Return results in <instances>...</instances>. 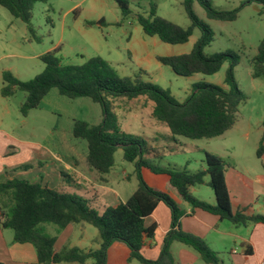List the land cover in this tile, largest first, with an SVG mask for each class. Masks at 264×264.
Returning <instances> with one entry per match:
<instances>
[{
	"label": "trees",
	"instance_id": "trees-1",
	"mask_svg": "<svg viewBox=\"0 0 264 264\" xmlns=\"http://www.w3.org/2000/svg\"><path fill=\"white\" fill-rule=\"evenodd\" d=\"M50 1L0 0V6L12 17L23 22L31 38L39 41L31 24L32 11L37 3L49 6ZM113 1L121 13V22L118 25L127 21L133 4L144 10L142 14H135L134 17L143 34L157 37L171 46L187 43L193 30L199 29L200 37L189 53L157 56V61L182 77L216 74L229 61L224 78L228 89L212 84H195L191 94L180 103L168 90L143 80L142 71L133 77H121L100 57H92L80 65H65L58 57L57 48L39 56L44 68L29 81H20L11 72L4 71L1 96L8 98L18 91L23 92L25 100L20 106L22 117L36 109L53 89L65 98H85L99 105L103 115L100 124L90 125L85 121H75L72 128L73 138L87 144L85 164L98 175L104 176L114 165L115 151L121 148L123 159L134 164L137 186L126 201L115 207H106L99 214L91 208L88 200L78 195L13 178L0 182V225L13 232V243L30 244L34 248L38 264H86L88 261L92 264H107L108 249L115 242L125 245L129 249V260H136L139 264H175L170 250L173 243L190 247L205 264H222L219 253L212 251L202 239L180 230L179 220L186 214L185 211L167 194L150 188L140 172L145 168L155 174L167 175L171 187L193 212H207L235 226L249 222L264 224V216L232 212L225 182L226 170L231 166L221 157L207 152L204 153L205 168L195 173L186 168L179 170L155 164L154 150L148 148L144 140L120 131L117 118L113 114V101L119 97L127 100L142 97V106L151 105V118L158 125L167 128L174 140L178 137L200 140L223 136L236 124L239 107L244 101L233 75L239 58L231 52L209 55L204 53L205 47L213 41V32L196 17L192 5L196 1L205 10L207 18L222 22L234 21L237 10H217L209 0H182L181 4L190 20V26L183 28L158 16L157 6L151 0L146 7L142 4L144 0ZM245 3L260 7L264 14V0H245ZM101 23L102 21L86 24L93 26ZM249 64L253 78H264V36ZM263 153L264 145L261 141L256 152L260 160ZM201 185H206L213 191L216 200L214 205L200 201L190 194V188ZM159 204H163L170 211L171 229L162 239L159 257L150 260L143 256L142 250L146 240L154 237L156 226H146L145 221ZM80 223H87L97 229L100 240L98 249L83 251L72 248L54 252L56 236L47 231V226H56L58 233L68 225ZM250 253L247 250V254Z\"/></svg>",
	"mask_w": 264,
	"mask_h": 264
},
{
	"label": "rangeland",
	"instance_id": "rangeland-1",
	"mask_svg": "<svg viewBox=\"0 0 264 264\" xmlns=\"http://www.w3.org/2000/svg\"><path fill=\"white\" fill-rule=\"evenodd\" d=\"M150 0H144V6ZM157 6V15L163 17L183 28L190 26L182 0H151ZM212 6L220 11L237 10V18L234 21L222 22L207 18L205 10L196 2H193L192 9L196 17L207 24L213 32V41L204 49L205 54L216 52H231L238 56V64L233 69V75L237 87L244 96V101L239 107L237 122L234 127L223 136L213 139L189 140L182 137L175 138L170 135L167 128L158 125L151 118V105L142 106L143 98L134 100L116 98L113 101V114L116 116L120 131L140 138L146 142L148 148L153 149L155 157L154 163L166 167L182 169L185 161L191 169L198 167L197 171L205 168L204 153H210L221 157L231 167L245 173H254L264 167V162L257 157L256 152L262 141L264 145V78H253L252 68L249 61L256 55L257 48L264 36V14L261 8L245 3V0H209ZM50 6V9H48ZM49 6L37 3L32 11L31 24L36 31L39 41L31 38L26 25L18 19L12 17L9 12L0 6V167L2 175H9L4 168L19 162L17 154L3 153V141H12L14 145H19L18 140H33L43 144L52 143L51 133L59 130L61 124H65L71 116H76L80 120H99L102 113L99 105L92 103L88 99L71 100L59 96L56 90L51 92L56 100H45L44 108L31 110L27 118L22 117L20 106L25 100L23 92H16L13 96L3 98L1 96L2 73L11 72L20 81H29L38 75L44 68L39 60L41 54L52 49L61 37L60 21L63 12L60 8H66L65 0H51ZM118 9V8H117ZM132 13L123 26V30L133 32L134 27H140L135 21V14H142L144 10L137 9L131 5ZM119 11V10H118ZM72 22V14L66 17V23ZM140 29V28H137ZM116 28H105L104 35L109 34L108 43L120 46V56L118 64L113 65L121 77H133L139 73L134 60L128 56L125 48V34L121 32V40L116 35ZM134 35H139L148 39L142 30ZM200 37V30L194 29L189 41L185 44L171 46L166 51L158 49L164 56L173 52L174 54L189 53ZM65 46L59 49L58 57L65 65H80V50H86L85 55L95 54L94 48L79 35L72 37L65 36ZM172 48V49H171ZM168 50V51H167ZM173 56V55H170ZM229 61H226L221 69L213 75L206 76L194 74L190 77H182L162 64H152L147 68V75L142 74V79L157 87L168 90L173 98L183 103L191 94L195 84H212L228 89L224 84L226 71L229 68ZM118 68V70H117ZM56 91V92H55ZM53 99V98H51ZM54 101V102H53ZM59 101V102H57ZM57 102V103H56ZM78 103H82L77 106ZM83 103H86L83 106ZM54 106L59 108V113L48 112ZM56 113V112H55ZM102 121V120H101ZM15 138L11 140L6 137ZM6 147V145H4ZM120 171L123 167L127 172L134 170V164L123 159V150L117 148L114 153V165ZM24 167L15 168L20 171ZM197 171H191L195 173ZM73 178V177H72ZM74 179V178H73ZM121 181V180H120ZM123 181V180H122ZM75 182L66 179L65 182L56 188L64 192L81 193L85 189H74ZM126 189V184H122ZM207 189V188H206ZM209 191V188L207 189ZM93 194L89 197L90 206L96 209L99 214L104 211L105 203L103 199L95 198ZM56 226L49 225L50 234ZM8 235H12L11 230H6ZM228 253H221L219 256L227 258ZM137 264V262H134Z\"/></svg>",
	"mask_w": 264,
	"mask_h": 264
},
{
	"label": "crops",
	"instance_id": "crops-1",
	"mask_svg": "<svg viewBox=\"0 0 264 264\" xmlns=\"http://www.w3.org/2000/svg\"><path fill=\"white\" fill-rule=\"evenodd\" d=\"M65 2L66 8H60L63 12L60 21L61 37L57 44L46 52L54 48H63L65 46V36L68 35L73 38L77 34L84 41L90 43L95 51V54L85 55L86 50H80L83 53L81 55L82 64L92 57H100L116 71L113 65L118 64L117 59L121 54L120 46L117 44L114 47L109 45V34L105 36L103 33L105 28L114 27L118 39L121 40V32L126 35L125 48L128 51V56L141 68L139 71L147 75V68L150 65L160 64L157 61V56H164L162 52L158 53V49L166 51L169 48L157 37H147L148 39H145L138 34L134 35L138 32L137 30H142L141 27H134V33L123 30L125 23L118 25L121 22V13L113 0H65ZM142 4L144 6V2ZM48 9H50V6ZM69 14H72V22L67 24L66 17ZM99 21H102V23L93 26L86 24L87 22ZM163 48L166 49L163 50ZM168 53L166 56L178 55L173 52ZM54 90L49 91L36 109L44 108L45 100H56L54 95H51ZM56 93L58 94V92ZM81 104L78 103L77 106ZM85 104L83 103V106ZM58 111L59 108L54 106L48 112L57 115ZM71 117L65 124L60 125L59 130L52 131V143L43 144L33 140H18L20 144L16 146L9 139L3 141V138H1L3 142L2 155L7 153L17 154L20 161L4 168L12 172L5 176L0 174V182L17 178L60 190L56 187L65 182L66 179H70L75 182L74 189H85L81 193L72 192L70 194L78 195L89 202V197L93 194L95 198L104 200V209L115 207L120 202L126 201L137 186L135 167L129 173L125 170V167L120 172L113 166L108 174L100 176L85 164L87 156L86 142L77 140L72 136L75 121H85L90 125H98L103 118L102 113L98 116L99 120H94L96 119L94 118L87 121L80 120L76 116ZM5 136L11 140L15 139L11 136ZM261 161L264 162V153ZM26 165L27 167L22 168V170L14 171L15 168ZM184 165L182 169L186 168L189 172L198 169V167L193 169L187 167L188 161H185ZM235 168L229 167L225 173L232 212L243 213L247 216H264V167L254 173L252 171L251 173L248 171L243 173ZM140 173L150 188L167 194L185 211L186 214L179 220L181 231L202 239L216 253H228L227 258L219 256L222 264H264V224L249 222L245 225L235 226L226 220H219L210 213L200 210L193 212L177 191L171 187L167 175L155 174L145 168H142ZM122 184H126V189H123ZM206 188L209 187L206 185L195 186L190 188L189 192L194 198L214 205L216 202L214 193L210 188L209 191ZM145 224L146 226L154 224L156 229L154 237L146 240L142 254L147 259L156 260L160 254L162 239L171 229L169 209L163 204H159L146 219ZM6 230L8 229H3L0 225V264H38L34 248L30 244L13 243V232L12 235H8ZM56 233V230H54L51 234L56 236L53 247L54 252L72 248L88 251L96 250L99 247L98 231L87 223L71 224ZM170 250L175 264H205L200 256L186 245L173 243ZM247 250H250L251 253L247 254ZM128 257L129 249L122 243L115 242L108 249L107 264H135L134 262H137L136 260H129ZM86 264H92V262L88 261ZM137 264L139 263L137 262Z\"/></svg>",
	"mask_w": 264,
	"mask_h": 264
}]
</instances>
